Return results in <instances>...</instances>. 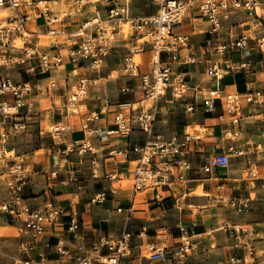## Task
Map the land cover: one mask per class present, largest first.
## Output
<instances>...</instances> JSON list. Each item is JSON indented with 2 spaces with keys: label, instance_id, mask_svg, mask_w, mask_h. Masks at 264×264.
Listing matches in <instances>:
<instances>
[{
  "label": "built area",
  "instance_id": "obj_1",
  "mask_svg": "<svg viewBox=\"0 0 264 264\" xmlns=\"http://www.w3.org/2000/svg\"><path fill=\"white\" fill-rule=\"evenodd\" d=\"M95 0H69L68 4L59 12H54L47 0H0V66L17 64L25 72L32 74H47L51 69L63 65L66 61L73 65L71 74L77 76L76 83L68 92L63 107L58 108L60 114L76 116L83 130V138L78 141H68L64 153L76 151L80 163L85 154H91L87 167L90 179L101 180L109 186L103 187L91 198L92 204H103L107 197L122 189L121 181H132L133 197L142 193H151V200L155 206L161 207L166 198L173 199L179 185H183L193 170V156L198 152V145L202 139L200 130L193 132L184 130L182 134H174L164 138L161 134L153 133V125L158 113V102L161 97L170 93L178 100L191 94L192 102L186 103L185 111L212 113L217 109L218 102L226 114L220 116L224 134L234 139L240 135L241 109L244 102L264 105V92L246 86L243 92L224 93L221 81L224 75L232 72H248L252 67L251 54L254 47L264 51V4L261 0H154L156 11L146 15L131 13V0H124L107 9L106 17H102L96 10L94 17L84 19L73 30H68L64 19L76 17L82 13L87 3L95 5ZM201 17L207 19L210 25L209 34L219 35L224 30V21L229 20L235 13L242 15L244 30L236 34L229 33L224 41L208 40L212 53L218 57L205 70L207 77L214 80L213 87L203 91L200 87L190 84L183 71H176L174 64L181 63L180 51L190 47L188 35L176 33L174 28L182 25L194 7ZM35 19H41L37 25ZM33 21L34 28L28 26ZM41 26L43 30H38ZM54 37L64 40L67 51L48 52L43 49L42 39ZM128 41L123 58L122 69L127 77L140 78V105L131 102H121L117 111L113 113V129H103L96 126L101 114L108 112L105 104L99 112H91L83 116L85 102L89 89L97 83L96 78L88 77L80 72L83 63L99 72L107 57L112 52L115 43L120 39ZM149 46V48H148ZM237 51L239 58L234 60L232 52ZM149 52L148 71L140 72L142 54ZM163 54L167 56L163 58ZM191 56L183 60L190 63ZM56 86L50 81L48 89ZM29 81H15L10 77L0 78V115L6 126L0 129V139L6 140L10 136L22 132L27 126L24 114L20 109L27 107L31 112L29 96L32 93ZM130 87L121 89L127 92ZM205 92L201 102H196L197 95ZM70 123L53 124L49 131L53 140L60 139L71 131ZM134 130L147 135V140L133 143L121 148L109 147L103 160L96 156V146L93 138L99 137L104 141L115 135L128 140ZM229 151L239 153L233 147ZM102 160V161H101ZM126 165L123 172L118 171L116 164ZM230 163L228 153L213 154L206 158L201 165L204 173L210 174L213 169L227 167ZM31 171L28 165L21 161H13L1 176L5 187V199L0 202V212L19 222L28 233L31 241L22 244L26 251L33 247V243L61 221L70 209L67 231L77 235L80 222L77 212L71 206L62 208L47 200L43 205L32 207L25 201V189L32 185ZM58 170L51 171L47 179L58 178ZM251 177L261 180L256 166L250 172ZM63 181L74 185L76 192L84 189L86 180L81 173L72 171L67 173ZM119 185L115 186L114 182ZM165 194H168L165 196ZM182 195H185V191ZM218 203L231 208L237 213L250 209V196L221 195L215 198ZM117 213H125L128 220L133 211V201L129 207L118 206ZM194 225L180 224L176 227L177 236H173L174 228L161 227L156 235L161 239L169 236L175 242L170 246H159L154 242H147L137 246L140 257L145 262L138 264H155V260L164 263L169 259L177 264H183L198 249V243L193 239ZM222 229L234 241L241 254H231L226 262L220 264H254L258 259V252L247 226L225 223ZM143 228L139 234L144 235ZM130 232H123L119 237H110L98 233L91 244L75 242L65 237H57L53 245L55 253L61 259L71 260L73 264H121L128 257L131 249ZM49 247V243L45 244ZM46 253L43 249L27 260H20V264H46Z\"/></svg>",
  "mask_w": 264,
  "mask_h": 264
},
{
  "label": "crops",
  "instance_id": "obj_2",
  "mask_svg": "<svg viewBox=\"0 0 264 264\" xmlns=\"http://www.w3.org/2000/svg\"><path fill=\"white\" fill-rule=\"evenodd\" d=\"M47 1L56 13L61 11L69 2V0ZM95 1H97L95 5L87 3L85 10L76 17H66L64 19V23L69 31L76 29L84 19L94 17L96 10L99 11L102 17H106L107 9L113 6L115 0ZM123 1L118 0V3H122ZM261 1L264 4V0ZM130 6L132 8L131 4ZM244 20L245 18L242 15L235 13L229 20L224 21L225 28L219 35H210L209 22L206 18L199 15L194 6L189 14H187L184 23L174 28L176 33L188 35L190 38V47L180 51L181 63L183 64H174V69L176 71H183L187 81L192 85L200 87L203 91L213 87L214 80L207 77L205 70L218 57L212 53L208 40L211 38L212 41H224L228 38L229 33L236 34L239 31H243L245 27ZM34 22L37 25L42 24L41 19H35ZM32 25L33 21H29L28 26L34 28ZM38 30L43 29L39 26ZM41 44L43 49L50 53H65L68 48L64 40H56L54 37L42 39ZM128 44L127 40L120 38L115 43L112 52L107 57L104 66L99 72L89 68L86 63L81 64L79 69L86 76L97 79V83L89 89L88 99L85 102L82 115L86 116L94 111L99 112L105 104H108V112L101 114V118L95 122L96 126H100L103 129L114 128L112 116L118 110V103L131 102L135 103V105L141 104L139 90L140 78L127 77L122 69L123 58ZM166 56V54H163L164 59ZM190 56L191 60H194L193 62H183L185 58ZM232 58L237 60L239 53L237 51L232 52ZM251 59L252 67L248 72L235 71L224 75L221 81V88L224 93L243 92L246 86L264 92V51L254 47ZM148 60L149 52L143 53V62L140 65L141 73L148 71ZM68 65H71L69 69L66 68ZM1 68L0 66V78L10 77L15 81H29L36 90L40 88V85L34 81L45 82V88H47L50 81H55L56 86L54 88H47L48 93H50L49 100L44 102V104H48L45 105L48 109L56 102V100L52 99L54 96L52 91L63 90L68 87L66 93L64 92L63 94L65 101L60 106L63 107L69 90L77 80V76H73L70 72L73 65L68 61L59 67L51 69L47 74L25 72L17 64L7 65L6 70ZM7 69H12V71H7ZM114 72L119 73L114 76ZM37 75L40 78H36ZM126 86L130 87V90L122 92L121 89ZM33 88L29 96L31 112H27V107L20 109V113L25 115L26 122L34 118V113L43 104V101L37 98L33 99ZM205 94L203 92L202 95L201 93L197 95L196 102L200 103ZM172 99L170 93L160 98L158 102V119L156 118L155 125L159 124L160 126L161 124L164 127L162 126L161 129L156 127L157 129L153 133L161 134L164 138L168 139L174 134H182L188 126H199L202 129V139L198 145V152L193 156V170L189 173L187 182L177 186L178 190H180L175 193L174 198L165 201L161 207L155 206V203L151 200V193H142L133 197L131 189H123V183L122 189H116L115 193L110 194L103 204H92L90 198L103 185L109 186L108 183L90 179V173L87 167L90 163L91 154H85L82 158L83 163H80V158L76 151L68 154L63 152L65 144L68 141H78L83 138L84 134L78 118L76 116H65L59 112L51 116V121H48L52 122V124L70 123L72 128L69 133L54 142L56 146L52 149L50 147L46 149L40 148L35 152L24 155V159L21 162L28 165L32 180V185L25 189V201L32 207L41 206L47 200L52 201L53 204L62 208H69L71 206L77 212L80 229L74 238L67 231L70 214V209H68L54 229L40 237L33 243L32 248H28L25 251L27 254L29 253L34 256L39 250L43 249L46 253V264H73L71 260L61 259L55 253L53 245L57 237L62 236L70 240L72 239L75 242H84L89 245L98 233L116 238L123 232H130L132 234V247L128 257L124 258L121 264H138L145 262V259L140 257L137 246L147 242H154L159 246H170L174 244L175 240L169 236L161 239L156 235V232L161 227L170 226L174 228L172 235L177 236L176 227L183 224L187 226L194 225L193 239L198 243V249L183 264H220L226 262L231 254L242 253L239 248L234 246V241L229 237L228 233L222 229L225 223L247 226L250 230L251 237L254 239L257 252L259 249H264V246L259 245L264 243V184H262L261 180L254 179L250 175L252 168L256 166L258 173L264 176V105L259 106L246 102L242 104L240 135L231 139L223 131L224 125L221 122L220 116L225 117L226 114L221 105V101L218 102L217 109L214 112L203 113L199 111H185L186 103H191L193 100L191 94L178 101ZM34 105L35 111H33ZM173 105H180L185 113L187 123L182 126L183 129L179 130L177 126L172 124L173 121H170L173 114L171 110L174 109ZM75 128H78L80 131L77 137H73V129ZM143 137H145V134L138 130H134L128 140L118 138L115 135L110 136V139L107 141L99 137H94L93 144L96 146V156L103 160L109 147L121 148L127 144L142 143L140 140L145 141ZM229 147H233L239 153L230 152ZM228 152L230 155V163L227 167L215 168L210 174L202 172L201 165L206 158L213 154ZM20 157L16 155L13 161L20 159ZM125 167V164L118 163L114 168L123 172ZM56 169L59 172L58 178L49 181L47 176L51 171ZM72 171L81 173L86 180L84 189L80 192H76L74 185L67 184L63 181L67 173ZM127 179L130 180L129 178ZM184 191L185 195H182ZM221 195L250 196L252 199L250 209L239 214L236 212H227L223 207L212 208L215 205H209L210 202H215L218 205L219 203L215 198ZM139 196H142L141 199L143 198V200ZM131 201H133V211L129 219L136 217V211L146 214L145 209L136 210L134 208L135 204L140 203V201L149 205V217H143L144 220L135 222L130 226L127 223L125 213H117L115 209L118 206L124 208L129 207ZM193 206L203 207L205 209L196 211L192 209ZM14 221L7 215L0 216V243H2L3 239H16L14 235L18 233L16 229L26 237L28 236L27 238L24 236L26 241L23 244L30 242L31 238L23 229L22 225L19 222L20 226L12 224ZM143 228L146 229V232L144 235H141L139 232ZM46 243H49V247L45 245ZM1 251L2 247L0 246ZM155 264L177 263L169 259L164 263L155 260ZM254 264H264V252L258 253V259Z\"/></svg>",
  "mask_w": 264,
  "mask_h": 264
},
{
  "label": "rangeland",
  "instance_id": "obj_3",
  "mask_svg": "<svg viewBox=\"0 0 264 264\" xmlns=\"http://www.w3.org/2000/svg\"><path fill=\"white\" fill-rule=\"evenodd\" d=\"M131 5H132L131 10L134 15H143V14L145 15L148 13L150 14L151 12L155 11V8H156L154 4V0H131ZM195 5H196V2H194V6ZM70 66L71 65H68L66 68L69 69ZM1 67H2L1 69L6 70L7 66L3 65ZM7 71H12V69H7ZM118 73L119 72H114L113 74L114 76H116L118 75ZM36 78H40L39 75H37ZM34 82L39 84L40 88L37 90L33 88L34 91H33L32 97L33 99L37 98L43 101V104L41 105L40 108H38V111L34 113L33 115L34 118L28 120L27 126L24 131L18 132L10 136L5 141L0 139V201L5 198V187L2 182L1 176L5 173L8 167L13 163V159L15 158V156L16 155L21 156L20 159H17L18 161H21L22 159H24V155L35 152L36 150H39L40 148L46 149L50 147L52 149L53 147L56 146L54 142L58 141L57 139L53 140L50 136L49 131L52 129V126H53L52 122L50 121H51V116L59 112L58 108H61L60 106L63 105L65 101V96L63 94L64 92L66 93V90H68V87H66V89H63V90L52 91L54 93V96L52 97V99L56 100V102L52 107H49L48 109L47 106L45 107L47 103L44 104V102L49 100L50 93H48V89L45 88L46 86L45 82L43 81L41 82L34 81ZM172 100L178 101L179 99L176 100L173 98ZM173 107L174 109L171 110L173 112L172 119H170V121L172 120L173 121L172 124L177 126L179 130L183 129L182 126L187 123V120L185 118V113L181 109L182 107L180 105H173ZM33 111H35V105L33 106ZM156 118L158 119V115ZM157 119L155 120V122L157 121ZM3 120H4L3 116L0 115V129H3L6 126V123L1 124ZM42 120H44V122L41 123ZM162 126L163 125L161 124L159 126V124L155 125L154 123L153 132L157 129L156 127L161 129ZM195 129L202 131V129H200L199 126H196V127L188 126L186 128V130L190 132H193ZM79 132L80 131L78 128L73 129V137L79 136ZM143 139L147 140V135H145ZM140 141L143 142V140H140ZM40 153H42V151H40ZM122 183L124 184L123 189H126V188L131 189L130 181H122ZM114 185L118 186L119 182L116 181ZM141 197L142 196H139L140 199ZM141 200H143V198ZM219 204L217 205V203L211 201L209 205L211 206L215 205L212 207L215 209L217 207L218 208L223 207L227 212H235L231 208L227 206H223V205L219 206ZM211 206H208V207H211ZM134 208L136 210L145 209L146 214L140 213V211H136L137 212L135 214L136 217L127 220V223L130 226L133 225L135 222L144 220L143 217H146V216L149 217V213H148L149 205H147L146 203H142V201H140V203L135 204ZM192 209L198 211L202 209L204 210L205 208L193 206ZM0 216L3 217L5 215L2 214V212H0ZM12 224L16 226H20V224L16 221L12 222ZM16 231L18 232L14 234L16 239H13V240L3 239L2 243H0L1 244L0 246L2 247V251L0 252V264H20V260L22 261L27 260L28 257L31 255L29 253L27 254L22 248V244L26 241L25 239L26 236L23 233H20L18 229H16ZM259 245L264 246V243L259 244ZM262 252H264V249H259L258 253H262Z\"/></svg>",
  "mask_w": 264,
  "mask_h": 264
},
{
  "label": "trees",
  "instance_id": "obj_4",
  "mask_svg": "<svg viewBox=\"0 0 264 264\" xmlns=\"http://www.w3.org/2000/svg\"><path fill=\"white\" fill-rule=\"evenodd\" d=\"M170 199L169 198H166L165 201H169Z\"/></svg>",
  "mask_w": 264,
  "mask_h": 264
},
{
  "label": "bare ground",
  "instance_id": "obj_5",
  "mask_svg": "<svg viewBox=\"0 0 264 264\" xmlns=\"http://www.w3.org/2000/svg\"><path fill=\"white\" fill-rule=\"evenodd\" d=\"M124 181V180H123ZM128 181H130V180H128ZM131 183H132V181H131ZM121 185H122V181H121Z\"/></svg>",
  "mask_w": 264,
  "mask_h": 264
}]
</instances>
